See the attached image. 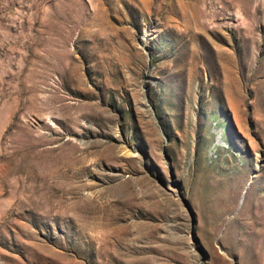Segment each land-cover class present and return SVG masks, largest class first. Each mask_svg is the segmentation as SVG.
Masks as SVG:
<instances>
[{"label":"rangeland","instance_id":"obj_1","mask_svg":"<svg viewBox=\"0 0 264 264\" xmlns=\"http://www.w3.org/2000/svg\"><path fill=\"white\" fill-rule=\"evenodd\" d=\"M0 264H264V0H0Z\"/></svg>","mask_w":264,"mask_h":264}]
</instances>
